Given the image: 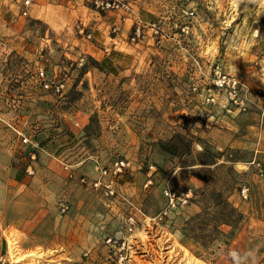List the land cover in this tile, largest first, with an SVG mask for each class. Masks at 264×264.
Segmentation results:
<instances>
[{"label":"rangeland","instance_id":"1","mask_svg":"<svg viewBox=\"0 0 264 264\" xmlns=\"http://www.w3.org/2000/svg\"><path fill=\"white\" fill-rule=\"evenodd\" d=\"M130 2L121 22L89 0H31L26 14L0 0L5 264H264V0ZM135 21L144 37L130 42ZM215 65L240 81L244 111L213 89ZM115 158L131 163L115 197L77 181ZM166 186L193 199L160 219Z\"/></svg>","mask_w":264,"mask_h":264},{"label":"built area","instance_id":"2","mask_svg":"<svg viewBox=\"0 0 264 264\" xmlns=\"http://www.w3.org/2000/svg\"><path fill=\"white\" fill-rule=\"evenodd\" d=\"M31 0H22V6L24 10L23 14H26V7ZM93 7L100 12H111L118 16L119 21L125 22L129 14L132 11V5L130 0H89ZM78 33L84 34L87 38L91 37V34L85 33L82 26L77 25ZM144 25L139 21H135L132 25V30L129 35L130 42H136L144 37ZM118 26H114L112 31H117ZM150 29L155 36H162L160 27L152 23ZM156 43H159L158 41ZM39 76L42 80V86L46 90L52 93H60L64 88V82L62 80H52L44 78V71L40 69ZM211 84L213 89H216L217 93L223 91L227 95L228 103L237 107L238 110L244 111L246 109L243 100L240 98V81L234 75L223 72L219 65H215L212 71ZM207 102L215 101L214 92L211 87L207 88ZM229 110V108L227 109ZM23 142H29L31 146V151L28 153L29 160L25 163V171L28 174L34 173V167L32 165L35 158L36 144L31 143L28 138H23ZM131 167V163L128 159L115 158L110 161L108 165H102L99 162H95L93 165L96 171V176L89 178L84 175L78 177L77 181L89 187L98 193H100L105 198H113L117 195V180L119 176ZM68 169L67 166H65ZM68 176L73 177V174L68 170ZM150 179L147 180V183ZM146 183V184H147ZM249 187L247 185H242L239 189V195L242 198H247ZM164 194L166 196L167 202L163 209L158 213L157 217L165 218L172 210L179 206L188 204L193 199V191L191 188H184L182 191H174L168 186L164 188ZM136 227V220L133 215H128L125 219V228L127 231L131 232ZM111 239H108L110 241ZM125 241H122V245ZM233 254V253H232ZM8 262L7 256L0 252V264H5Z\"/></svg>","mask_w":264,"mask_h":264},{"label":"trees","instance_id":"3","mask_svg":"<svg viewBox=\"0 0 264 264\" xmlns=\"http://www.w3.org/2000/svg\"><path fill=\"white\" fill-rule=\"evenodd\" d=\"M161 148H162V150H163L164 152H166V153H168V154H171V155H179V151H178L179 148H176V147H173V146H172V147H171V146L168 147V146H166V145H161ZM198 164L212 166V165H215L216 162L213 161V160L202 161V160L198 159ZM199 178H200V177H199ZM216 195H217V196H220L221 194H220V193H217ZM226 205H227V204H226ZM204 210H205V209H204ZM231 210H232V209H231ZM203 214H204L203 212L197 213V214H195L192 218H193V219L200 218V217H202ZM220 222H221V223H225V224H230V221L227 220V219H220Z\"/></svg>","mask_w":264,"mask_h":264},{"label":"crops","instance_id":"4","mask_svg":"<svg viewBox=\"0 0 264 264\" xmlns=\"http://www.w3.org/2000/svg\"><path fill=\"white\" fill-rule=\"evenodd\" d=\"M65 166L70 167L69 165H65ZM95 176H96V171H95ZM93 177H94V176H93Z\"/></svg>","mask_w":264,"mask_h":264}]
</instances>
